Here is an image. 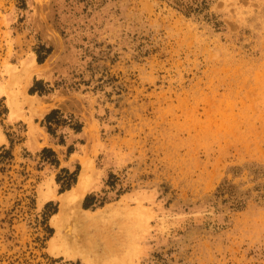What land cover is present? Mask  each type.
Masks as SVG:
<instances>
[{
    "label": "rangeland",
    "instance_id": "374dc122",
    "mask_svg": "<svg viewBox=\"0 0 264 264\" xmlns=\"http://www.w3.org/2000/svg\"><path fill=\"white\" fill-rule=\"evenodd\" d=\"M0 134V264H86L47 252L81 158L118 264H264V0H0Z\"/></svg>",
    "mask_w": 264,
    "mask_h": 264
},
{
    "label": "bare ground",
    "instance_id": "6f19581e",
    "mask_svg": "<svg viewBox=\"0 0 264 264\" xmlns=\"http://www.w3.org/2000/svg\"><path fill=\"white\" fill-rule=\"evenodd\" d=\"M42 65H44V64H42ZM30 66H33V68H34V66L36 67L37 65L32 60V62H30ZM29 68H27L26 70H28ZM23 70H24V68H23ZM29 71H31V68ZM22 72H24V71H22ZM32 72H34V71L32 70ZM19 74H20V72H19ZM19 74H17V75H19ZM17 75H16V77H17ZM29 75H31V73ZM26 77L24 78L26 81H25V83H23L24 85H22L24 91L21 92V95H22L21 98H27L26 100H30L32 98L35 101L36 97L34 99L33 97H30L28 95V93L25 94V88H26L28 81H29L28 77L27 78ZM14 79H15V76H14ZM12 81L15 82L14 80H12ZM22 86H21V88H22ZM5 91H7V89ZM8 91H9V89H8ZM17 93L13 92L11 95H9L8 99L6 100V104L9 107L8 116L10 119H12L13 117L16 116L17 109H18L17 107L20 104L19 101L22 100V99H19L20 97L18 95H16ZM32 99H31V101H27L29 103V105L32 104V101H33ZM23 100H24V102L26 101L25 99H23ZM23 100L21 101V103L23 102ZM27 102H25V103H27ZM42 110H43V108H42ZM32 111H35V109ZM38 111L40 112V110H38ZM35 113H36V111H35ZM29 116H30V114H29ZM27 118H28V115H27ZM29 122H31V119ZM30 132L32 133V130H30ZM88 132L90 134L89 130H88ZM33 133H35L34 128H33ZM30 136L32 137V135H30ZM0 137L3 138L2 134H0ZM85 154L86 153H84V155ZM70 157H71V159L76 158L77 154L73 153ZM81 159L79 161H80V163L82 162L81 163L82 168H80L81 170H79L80 172L78 174L76 182L70 188H68L65 191H62L57 196L58 200H59L58 210L56 213H54L51 216V219H50V223L54 227V232L48 239L47 252L52 256H61V257H65L68 259L80 258L86 264H96L94 261L95 256L93 257L92 255H88L87 254L88 250H90L91 248L96 249L97 246H99L100 244H106L105 245L106 248L102 249L103 246L101 247L102 252L103 251L106 252L107 250H109V252H110L113 249L115 250L118 248H119V251L117 253H115L116 250L115 251L113 250L114 254L111 252L112 254H110L109 258L107 256H106L107 257L106 258L105 255L103 257L102 254L104 252L103 253L100 252V255H102V256H101V258H98V259H100L99 262L101 264L103 261L107 262L106 259H108L109 262L111 260L113 262L114 260L116 261L120 258L119 259L120 261L119 260L116 261L117 263H111V264H118L119 262H122L121 258L127 257V255H129V253H130V255L132 254L131 251L133 248H135L133 245H136L133 243L135 240L134 233L136 232V230H138L140 228H138V229H136V227L134 228L133 226H135V225L132 226V224H131L132 222L130 220H129V222L127 221L126 217H128V216H126V215H129L130 214L129 212H131L133 210L129 211L130 210L129 209L128 212H127V210L124 211V208H126V207H124L122 210L123 211L122 213L127 212V214H123V215H125L124 217L126 218V221L124 220L125 218L123 219L124 222L122 221L121 218H119V216L118 217L116 216V215L120 214L117 210L122 209V208L119 206L120 208L117 209L118 206L114 207V204H112L114 209H110V211H109L110 215H107L108 216L107 221H105L106 219L104 217H103L105 219L104 221L102 220L103 218H101V215H104L105 211L108 212L109 206H107V205L104 208L102 207L103 211L100 210L101 208L99 209L101 212H99L97 210V212H98L97 214L95 213V211H94L95 214H93V213L91 214L90 211H88L87 209L84 211L81 208H79L81 199H82V197H84L83 195L86 193L87 190H89L92 187V183L95 182L93 180V177H95V176H94V174L93 175L91 174L92 169L94 170V168L92 167L91 161L89 159L87 160V158L86 159L81 158ZM96 171L98 172V170H96ZM93 173H95V171ZM91 175H92V178H91ZM92 180H93V182H92ZM53 186L54 185H53L52 179H49L48 181L41 184V186L39 187V190H38V197H37L39 207L42 205L44 200L53 196V192H54ZM125 197H127V196H125ZM125 197L123 196L124 199H125ZM124 201H123V203H124ZM125 205H127V204H125ZM116 211L118 213H116ZM102 213H104V214H102ZM131 213L133 214V212H131ZM107 216H106V218H107ZM131 216L134 217V215H131ZM138 216H140V215H138ZM115 217H117V218L115 219ZM128 218H130V217H128ZM113 219H115L114 220L115 222H118L120 219L119 225L116 223L118 225V227L115 226L116 228H114V229L112 227L113 226V221H112ZM117 219H118V221H117ZM130 219L132 220V218H130ZM133 220L135 221V219H133ZM145 220H146V218H145ZM138 221H140V220H138ZM143 223L144 222H142V225H143ZM136 226H138V225L136 224ZM134 229H136V230H134ZM143 230H145V229H143ZM143 230H141V231H143ZM141 234H142V232H141ZM122 248H123V250H122ZM83 249H85V251ZM133 251H134V249H133ZM119 253H121V255H119ZM100 255L98 257H100ZM124 259L125 258H123V260ZM126 260H128V258L125 259L124 263H127ZM109 262H107V263H109ZM103 263H105V262H103Z\"/></svg>",
    "mask_w": 264,
    "mask_h": 264
},
{
    "label": "trees",
    "instance_id": "16d2710c",
    "mask_svg": "<svg viewBox=\"0 0 264 264\" xmlns=\"http://www.w3.org/2000/svg\"><path fill=\"white\" fill-rule=\"evenodd\" d=\"M43 58H44V57L38 56V58H37L38 62H42V61H43ZM33 90H34V89L31 88L29 91H30V92H33ZM56 112H57V110H52L50 113H48V114L45 116L46 121H49V120L53 117V115H54ZM43 151H46V149H44Z\"/></svg>",
    "mask_w": 264,
    "mask_h": 264
},
{
    "label": "crops",
    "instance_id": "0c3cea01",
    "mask_svg": "<svg viewBox=\"0 0 264 264\" xmlns=\"http://www.w3.org/2000/svg\"><path fill=\"white\" fill-rule=\"evenodd\" d=\"M39 142H42V141H41V140L39 141V139H38V143H39Z\"/></svg>",
    "mask_w": 264,
    "mask_h": 264
}]
</instances>
